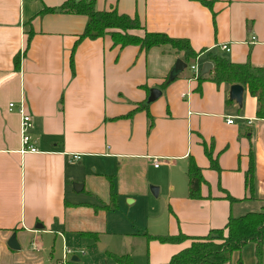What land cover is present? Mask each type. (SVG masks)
Here are the masks:
<instances>
[{"label":"crops","instance_id":"crops-1","mask_svg":"<svg viewBox=\"0 0 264 264\" xmlns=\"http://www.w3.org/2000/svg\"><path fill=\"white\" fill-rule=\"evenodd\" d=\"M65 1L0 0V264H58L64 248L73 251L79 238L106 234L123 237L121 248L111 246L110 253L129 255L136 264H163L193 238L225 227L231 216L261 211L264 119L257 117V98L245 88L242 105L232 101L231 85L214 79V63L202 79L185 68L165 85L177 59L185 60L184 51L169 44L121 47L106 34L86 38L74 50L87 15L41 13ZM207 1L211 6L200 0L95 4L138 17L149 32L188 39L200 53L189 62L210 61L213 52L264 67V0ZM153 87L161 96L137 109ZM22 105L32 117L37 152L22 151ZM191 158L204 178L198 198L189 196ZM251 165L253 178L247 176ZM112 183L116 206H108ZM150 184L169 202L164 230L149 214L143 227L125 218L114 228L110 214L122 207V198L136 202ZM180 233L189 239L151 237ZM14 234L19 249L9 245ZM255 250L248 243L225 264H256Z\"/></svg>","mask_w":264,"mask_h":264},{"label":"trees","instance_id":"trees-1","mask_svg":"<svg viewBox=\"0 0 264 264\" xmlns=\"http://www.w3.org/2000/svg\"><path fill=\"white\" fill-rule=\"evenodd\" d=\"M200 1L207 6L212 4L211 1ZM49 11L87 15L88 22L83 33L79 35L74 50L86 38L96 39L109 34L115 46L137 45L143 50H149L154 46L169 44L179 51H184L186 62L200 56V53L193 49L188 39L174 38L164 32H149L138 17L119 13L116 9L99 10L96 8L95 0H67L60 8H45L41 13L44 14ZM141 30L143 34L138 33ZM209 59L215 64L216 75L214 79L217 82H227L230 85L241 84L247 88L250 94L257 98V117L264 119V67L254 66L250 62L235 63L228 57L213 52L209 53ZM16 63L18 64V60ZM202 78L203 75L200 74L199 79ZM171 81L169 77L164 83L166 85ZM148 105L143 103L137 109L146 108ZM150 118L152 119L151 115ZM207 154L211 159V166L218 169L217 161L213 159L211 152L207 151ZM253 174L254 166L251 165L247 176L253 178ZM188 175L190 182L189 196L192 198L201 197L200 188L204 178L200 167L193 158L189 163ZM111 188L112 204L108 206H116L117 193L114 191L113 183ZM151 237H155L161 242H179L189 239L183 233L177 235H151ZM248 243L256 245V264H264V208L261 211L248 212L239 217L231 216L225 227L212 229L205 237L193 238L188 248L178 252L172 256L169 262L163 264H225L232 260L235 251H241ZM110 255L117 263L136 264L129 255L114 253H110ZM71 263L73 264V261Z\"/></svg>","mask_w":264,"mask_h":264},{"label":"rangeland","instance_id":"rangeland-1","mask_svg":"<svg viewBox=\"0 0 264 264\" xmlns=\"http://www.w3.org/2000/svg\"><path fill=\"white\" fill-rule=\"evenodd\" d=\"M205 59V57H202L198 61L197 64L200 65V68H202ZM194 63V61L189 62L188 67L186 68L187 72H192L190 67ZM150 173L153 174V170H150ZM152 187H158V185L150 184L148 193H138L140 197L136 202H130V200H127L125 197L122 198V207L110 214L112 221L111 223L114 228H116L114 225H119V223H122L123 220L125 221V218L128 220H137L135 221L136 225L143 227L145 224H148L145 223V217L149 214L154 221H158L157 223L160 226L158 229L164 230L165 225H167L166 222L169 214V202L166 200L164 194L155 195ZM150 225L152 226L151 223ZM158 225H156V227ZM78 240V242L76 241L77 245H72L74 246L73 251H75L80 257L78 264H115V260L110 256V252L112 251L111 246H115L116 248L120 249L123 237L122 235L106 234L100 236L99 240L93 238L82 239V237ZM106 244L108 245V248H106V250H100L101 246H105ZM61 246V242L59 241L58 247L56 249L58 250L57 252L61 251ZM74 263L75 262H73V264Z\"/></svg>","mask_w":264,"mask_h":264},{"label":"built area","instance_id":"built-area-1","mask_svg":"<svg viewBox=\"0 0 264 264\" xmlns=\"http://www.w3.org/2000/svg\"><path fill=\"white\" fill-rule=\"evenodd\" d=\"M221 49L225 51H230V47L228 44H222ZM198 60L195 61L194 64L191 65V70L194 73L195 78H199L201 74V69L200 65L197 64ZM15 103L12 102L10 103V109H14ZM19 113L21 114V137H22V151L23 152H37L38 148L36 147L33 137L30 134V130L33 127V121L31 115H29L25 109L24 106L22 105L21 107L18 108ZM227 123L229 124H234L235 119L234 117H229L227 119ZM74 160H80L81 155L80 154H74L73 155ZM160 159L155 158L154 164L155 167H158L160 165ZM74 252L70 248H64L63 255L61 260L58 262V264H69L72 261V255Z\"/></svg>","mask_w":264,"mask_h":264},{"label":"water","instance_id":"water-1","mask_svg":"<svg viewBox=\"0 0 264 264\" xmlns=\"http://www.w3.org/2000/svg\"><path fill=\"white\" fill-rule=\"evenodd\" d=\"M188 64L185 60L179 58L177 59L171 73H170V80H174L185 68H187ZM213 68V63L211 61H206L203 64V67L201 69V75H204L208 73ZM244 91L245 87L241 84H232L230 87V99L232 101H236L240 105L243 103V97H244ZM162 94L161 89L157 87H153L150 90V95L146 101L147 104H150L151 102L157 100ZM153 192L155 195H158L159 188L158 187H152ZM9 245L13 249H19L20 245L17 241L16 235H12V237L9 240ZM74 261L77 259L74 257Z\"/></svg>","mask_w":264,"mask_h":264}]
</instances>
